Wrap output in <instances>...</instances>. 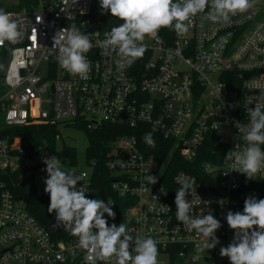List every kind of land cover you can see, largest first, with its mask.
<instances>
[{
  "label": "built area",
  "instance_id": "2783aa9c",
  "mask_svg": "<svg viewBox=\"0 0 264 264\" xmlns=\"http://www.w3.org/2000/svg\"><path fill=\"white\" fill-rule=\"evenodd\" d=\"M25 1L21 9L7 11L22 24V37L16 44L0 46V56L5 54L0 64V264H85L77 238L54 226L55 213L50 228L46 227L12 190L18 173V183L26 182L49 199L42 161L55 152L45 149L29 155L21 137L11 130L30 122L56 125L55 142L61 139L58 124L88 130L106 124L124 129L144 124L170 140L171 149L162 159L147 152L134 134L122 133L109 142L104 167L111 178V195L104 200L116 215L114 220L106 214L105 218L109 225L126 224L133 238H154L158 264H174L177 259L229 264L219 254L234 234L225 217L229 210L236 212L231 193L246 177L231 171L232 162L224 156L237 143L238 150L245 146L243 134L241 141L234 139L240 135L236 122L247 128V109L254 107L264 88V0H255L230 24L213 23L205 13L197 14L188 33L178 36L174 31L170 43L159 33L157 39L146 37L143 58L123 67L116 64L115 53L105 55L100 47L104 37L92 21L93 0ZM73 22L94 44L87 53L91 63L87 79L61 68L52 48L56 31ZM201 154L209 159L196 164ZM174 155L187 169L169 177ZM87 165L89 171H75L82 177L80 185L84 183L90 198L102 199L94 197L91 188L96 158ZM207 166L216 171L207 173ZM149 174L158 178L156 184L146 181ZM260 174L264 176L262 170ZM183 177L194 178L197 185L193 197L187 196L189 202L193 199L191 215L199 217L211 210L222 224L216 233L220 244L208 253L200 250L202 234L189 231L176 219L174 200L178 178ZM220 201H225L223 206Z\"/></svg>",
  "mask_w": 264,
  "mask_h": 264
},
{
  "label": "clouds",
  "instance_id": "9594fccd",
  "mask_svg": "<svg viewBox=\"0 0 264 264\" xmlns=\"http://www.w3.org/2000/svg\"><path fill=\"white\" fill-rule=\"evenodd\" d=\"M254 3L255 0H99L101 14L110 13L122 21L104 33L100 47L105 55L115 53L119 67L131 66L147 51L146 37L157 39L160 29L169 28L178 36L185 35L192 18L200 13H205L213 23L230 24L233 16L246 13ZM12 17V13L0 8V46L6 42L16 44L22 37V24ZM93 47L90 35L75 22L59 29L52 37L59 66L81 79H87L91 72L87 53ZM247 115V128H242L237 121L240 135L234 138L241 141L243 134L245 146L238 150L240 143H237L224 158L232 162L231 171L245 175L247 180H256L264 169V88L259 90L254 107H248ZM143 139L148 146H155L152 133H146ZM42 162L47 173L44 180V191L49 196L47 211L55 213L54 226L77 238V246L85 251V264H111L113 260L115 264H158L159 249L154 238L150 235L133 238L123 222L118 226L109 225L105 214L115 219L112 204L90 198L84 183L80 185L82 177L74 169L64 168L57 156L46 157ZM205 171L212 173L216 169L207 166ZM145 179L151 185L158 182L155 175L149 174ZM178 183L180 187L174 200L176 219L189 231L202 234L205 239L200 250L208 253L220 244L216 233L222 224L211 210L206 215L193 217V199L189 202L187 196L193 197V191L196 192L195 179L178 178ZM220 203L223 206L225 201ZM225 218L234 235L227 246L220 247V256L226 257L229 264H264V198L247 196L243 211L229 210Z\"/></svg>",
  "mask_w": 264,
  "mask_h": 264
},
{
  "label": "trees",
  "instance_id": "16d2710c",
  "mask_svg": "<svg viewBox=\"0 0 264 264\" xmlns=\"http://www.w3.org/2000/svg\"><path fill=\"white\" fill-rule=\"evenodd\" d=\"M25 0H17L15 4L9 7L0 6V8L8 10H19L25 5ZM91 15H95L98 18L99 25V35L104 37L106 31H110L113 26H117L122 21L115 17H111L110 13L101 14L99 7V0H93L91 6ZM174 31L169 28H162L159 30V34L162 38L170 43ZM105 38V37H104ZM5 54L0 56V64L4 61ZM89 140V145L87 147V154L91 158H96L97 166L92 174V193L94 197H99L106 199L110 197V175L104 167V151L109 144L117 135L119 134H134L136 135L138 142L144 146L147 152H152L156 158L162 159L166 156L167 151L171 149L170 140L163 138L159 134L153 133L150 129L144 125L139 124L134 129H124L114 125H103L96 130H88L81 126ZM13 133L21 137L22 146L26 149L29 155H35L45 149L55 152V156L61 159L60 151L56 150V142L54 141V134L56 132V125L54 124H43V123H28L21 127H14ZM146 133H152V137L155 141V146L150 147L144 141V136ZM212 141L208 140L207 145H210ZM62 148H66L63 146ZM69 148V147H68ZM69 159H74V153L72 148H70ZM178 158L174 155L169 163V177L178 169H187V164L184 161H176ZM209 159L207 155H199L196 159V164ZM180 160V158H179ZM18 173L14 175V185H12V190L18 198L24 199L26 201L27 208L29 212L43 225L50 228L51 215L47 211L49 205V199L45 196L38 195L34 188L27 187L26 182L18 183ZM253 195L257 198H264V176L259 174L256 180H245L236 190L231 193V203L232 207L236 211H243L244 200L247 196Z\"/></svg>",
  "mask_w": 264,
  "mask_h": 264
},
{
  "label": "rangeland",
  "instance_id": "374dc122",
  "mask_svg": "<svg viewBox=\"0 0 264 264\" xmlns=\"http://www.w3.org/2000/svg\"><path fill=\"white\" fill-rule=\"evenodd\" d=\"M17 0H0V6L9 7L16 3ZM57 130L61 135V139L56 142V150L59 152L63 146L66 148H72L74 153V159H61V165L66 169H74L75 171H89L87 161L91 159V156L87 154V147L89 145L88 136L85 130L75 124H58ZM264 174V169H262ZM39 175L35 176V182L39 184ZM234 235V234H233ZM174 264H207L206 260L201 259L197 262H190L185 259H177Z\"/></svg>",
  "mask_w": 264,
  "mask_h": 264
},
{
  "label": "water",
  "instance_id": "95a60500",
  "mask_svg": "<svg viewBox=\"0 0 264 264\" xmlns=\"http://www.w3.org/2000/svg\"><path fill=\"white\" fill-rule=\"evenodd\" d=\"M92 21L96 24V29L99 30V25L97 24V17L95 15H92ZM4 68H5V64L1 68V71H3ZM69 152H70L69 149L65 148L61 151L60 155L62 158H69V156H70Z\"/></svg>",
  "mask_w": 264,
  "mask_h": 264
}]
</instances>
